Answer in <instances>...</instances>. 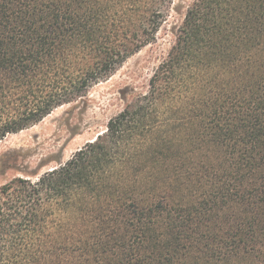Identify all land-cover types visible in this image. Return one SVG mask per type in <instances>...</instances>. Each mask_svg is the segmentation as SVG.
<instances>
[{"label": "trees", "instance_id": "trees-1", "mask_svg": "<svg viewBox=\"0 0 264 264\" xmlns=\"http://www.w3.org/2000/svg\"><path fill=\"white\" fill-rule=\"evenodd\" d=\"M174 2L0 0V142L86 98ZM123 100L70 159L0 185V264H264V0H195Z\"/></svg>", "mask_w": 264, "mask_h": 264}, {"label": "rangeland", "instance_id": "rangeland-1", "mask_svg": "<svg viewBox=\"0 0 264 264\" xmlns=\"http://www.w3.org/2000/svg\"><path fill=\"white\" fill-rule=\"evenodd\" d=\"M194 1L175 0L155 42L130 57L108 80L91 88L82 101L60 107L37 125L4 138L0 164L4 157L14 169L0 174V185L41 165L43 172L67 161L105 130L109 119L123 109V97L146 92L150 77L174 45L176 29ZM13 159L15 165L11 166Z\"/></svg>", "mask_w": 264, "mask_h": 264}]
</instances>
